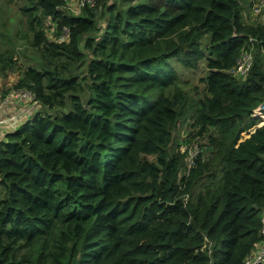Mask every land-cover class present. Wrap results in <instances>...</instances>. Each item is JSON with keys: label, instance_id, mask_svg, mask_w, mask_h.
<instances>
[{"label": "trees", "instance_id": "trees-1", "mask_svg": "<svg viewBox=\"0 0 264 264\" xmlns=\"http://www.w3.org/2000/svg\"><path fill=\"white\" fill-rule=\"evenodd\" d=\"M242 1L24 0L0 72L38 102L0 139V264H244L264 206V20ZM174 62H204L203 96ZM187 116L185 141H204L186 174Z\"/></svg>", "mask_w": 264, "mask_h": 264}, {"label": "rangeland", "instance_id": "rangeland-1", "mask_svg": "<svg viewBox=\"0 0 264 264\" xmlns=\"http://www.w3.org/2000/svg\"><path fill=\"white\" fill-rule=\"evenodd\" d=\"M248 2L249 0L242 1L243 20L247 22H251L254 19L258 20L259 16L252 14L251 6L250 4H248ZM23 3H24V0H0V31L8 30V32L10 33H12V31H14L15 29H19L20 32L26 31V28H27L26 15L24 14V11L21 9V6L23 5ZM76 4H77V1L75 0L66 2L67 8L69 7L75 8ZM6 46L7 44L1 42V39H0V51ZM15 50L20 57H23V53L27 54L28 56L33 57L35 53V50L31 49L28 46V44H25L24 42H22V40H18V39L15 44ZM174 64L178 68L179 75L181 77L180 81H182L183 86H185L188 89L189 95L193 99L199 96H203L204 95V83L200 80V77L204 75L206 71L204 62H200L197 67H192V68H189L178 62H174ZM18 74H19L18 71H9L5 75L0 72V91L7 93L8 90L11 88V84L18 77ZM261 101H259L256 105H254L253 109L257 108L260 105ZM12 102L13 101L9 102V104H13ZM15 102H18V101H15ZM32 107L37 108L36 105H33ZM1 120H4V118L0 117V121ZM190 121L191 119L187 116L185 118H181L176 125L175 132H176L177 139L179 141L178 146L182 149H185L186 147L183 144L185 143L187 146H189V150L191 151L195 150L197 153V151L199 150L198 142H203L204 139L196 137V138L191 139L190 142L185 141V137L188 135V131H190V125H189ZM262 122L263 121L261 120L259 116H255V123H253V126L256 125L257 123L260 124ZM247 136H248V132H245L244 130V132L241 133L240 139H244ZM188 156H189V152L186 156L187 160H188ZM149 157H152V156H149ZM186 167L184 169V172L186 171Z\"/></svg>", "mask_w": 264, "mask_h": 264}, {"label": "built area", "instance_id": "built-area-1", "mask_svg": "<svg viewBox=\"0 0 264 264\" xmlns=\"http://www.w3.org/2000/svg\"><path fill=\"white\" fill-rule=\"evenodd\" d=\"M66 2L73 0H65ZM77 1L76 7L71 8L74 12H78L80 7L84 4L85 0H75ZM89 2H93V0H87ZM251 1V12L254 15L259 16L262 20H264V0H250ZM49 33L51 31H48ZM69 29L64 26L62 33L58 36L59 40H62L68 36ZM264 51V49H262ZM253 64V53L251 49L242 48L239 55L237 56L234 65L228 69V71L234 75H245ZM10 100H16L21 103L28 104V107H32L33 105L37 106V100L35 99V95L32 90L25 87H12L8 90L6 95L3 97L4 102H9ZM31 105H30V104ZM259 116L263 121L260 124H256L260 126L264 123V96L257 108L252 109L251 116ZM16 119H13L12 122H15ZM189 156L187 160V169L186 174L188 173L190 167L194 164V154L196 151L188 150ZM260 234L261 240L257 242L254 249L245 257L244 264H263L264 263V206L262 208L261 214V225H260Z\"/></svg>", "mask_w": 264, "mask_h": 264}, {"label": "crops", "instance_id": "crops-1", "mask_svg": "<svg viewBox=\"0 0 264 264\" xmlns=\"http://www.w3.org/2000/svg\"><path fill=\"white\" fill-rule=\"evenodd\" d=\"M248 49L252 51L253 44H250ZM11 101H13V104H9ZM15 101L10 100L9 102H4L3 97H0V117L4 118V120L0 121V139L4 137L5 129L9 126L8 122H11L13 119H18L21 114L24 112L27 113L32 108L28 107V104Z\"/></svg>", "mask_w": 264, "mask_h": 264}]
</instances>
